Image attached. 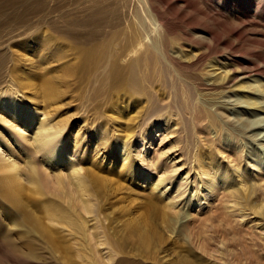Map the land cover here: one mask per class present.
<instances>
[{
  "label": "rangeland",
  "instance_id": "obj_1",
  "mask_svg": "<svg viewBox=\"0 0 264 264\" xmlns=\"http://www.w3.org/2000/svg\"><path fill=\"white\" fill-rule=\"evenodd\" d=\"M225 11L0 0V238L25 254L0 264H264V21ZM39 123L65 130L63 161L37 154Z\"/></svg>",
  "mask_w": 264,
  "mask_h": 264
},
{
  "label": "bare ground",
  "instance_id": "obj_2",
  "mask_svg": "<svg viewBox=\"0 0 264 264\" xmlns=\"http://www.w3.org/2000/svg\"><path fill=\"white\" fill-rule=\"evenodd\" d=\"M218 3V7L220 9L226 10L225 12L229 15H232V18H234L235 20H238L240 22V24H245L247 23L249 20L252 19H260L262 21H264V10L260 11V14L262 15L261 17H258L255 15V12H253L251 14V12H249V8L252 4L251 0H217ZM217 5V4H216ZM222 12V11H221ZM220 13V12H219ZM249 13L251 15H249ZM226 14H224L225 16ZM249 16V17H248ZM238 34V30L236 32ZM240 39H242V36L240 37ZM262 41L264 42V38L262 39ZM262 41H258L256 43L257 50H261L264 47V44ZM8 51V50H7ZM5 49L2 50V48H0V94H8L11 92V88L9 85V80H8V76L5 72V70L7 69V65H8V60H7V52ZM262 68V70L259 72L262 76H264V65L263 67H259ZM18 75L22 76V80L25 79L26 77L23 76L22 74H18L16 73V76L18 77ZM19 81L17 80L16 83H18ZM258 87V86H257ZM257 87H252V90H254V92H257ZM262 93H264V90H262ZM255 94V93H254ZM34 100V99H33ZM6 103H10V101H7ZM13 102H11V107L13 106ZM246 106H255L254 103H248L246 104ZM15 111L14 117L12 119H16L19 123H26L29 125H32L35 121V117H30L28 116V113L26 110H21L20 105L18 107H14L13 108ZM24 115H23V114ZM2 111L0 110V120H4L5 118H3L2 116ZM6 115L9 117L10 115H12L11 111L7 110ZM3 118V119H2ZM15 121V120H14ZM8 123V121H6ZM38 130L39 133H36V135H34V139L33 142L31 143L34 146V149H36L37 154L42 156L49 154L47 157H52L54 159H56L57 161H63L69 154V146L66 145H62L61 148H57L56 144H58V141L60 139V137L63 135V132L65 131L64 129L62 130H57V129H53V128H48V125H45L44 123H39ZM43 125V126H42ZM12 129H14L15 127H11ZM21 130V129H19ZM33 132V128H28L27 129V133H22L20 135V137H18L19 139H25L27 137H29V134H32ZM38 148V149H37ZM11 155V153L9 152L7 154V157H3L5 158L4 162H8V158ZM76 158V157H75ZM50 159V158H49ZM2 160V159H1ZM5 164V163H2ZM14 164H13V160L6 166H2V170L4 173H0L1 176V180L3 181L2 183L5 184V181H8L6 179V177L3 175L5 174V170H13ZM78 170H73L71 173L75 174L77 176H79V171ZM77 185H80L81 183V179H78L76 182ZM1 230V228H0ZM17 234L20 235V232H18ZM0 245H2L3 247H6V250L9 252V254L13 255V256H25L24 253H22V251L18 248V246L11 240H8V238H0ZM5 252V251H4ZM6 253V252H5ZM3 256V254H2ZM16 258H18L16 256Z\"/></svg>",
  "mask_w": 264,
  "mask_h": 264
}]
</instances>
